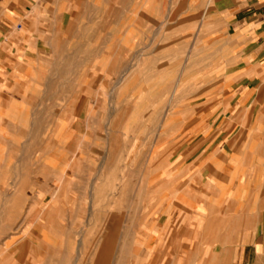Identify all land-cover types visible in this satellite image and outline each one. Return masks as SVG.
<instances>
[{
    "label": "crops",
    "instance_id": "crops-1",
    "mask_svg": "<svg viewBox=\"0 0 264 264\" xmlns=\"http://www.w3.org/2000/svg\"><path fill=\"white\" fill-rule=\"evenodd\" d=\"M0 264H264V0H0Z\"/></svg>",
    "mask_w": 264,
    "mask_h": 264
},
{
    "label": "rangeland",
    "instance_id": "rangeland-1",
    "mask_svg": "<svg viewBox=\"0 0 264 264\" xmlns=\"http://www.w3.org/2000/svg\"><path fill=\"white\" fill-rule=\"evenodd\" d=\"M249 146L256 147L254 143H253V144H250ZM88 253H89V256H91L92 252L90 251V252H88ZM69 263H70V262H69Z\"/></svg>",
    "mask_w": 264,
    "mask_h": 264
},
{
    "label": "bare ground",
    "instance_id": "bare-ground-1",
    "mask_svg": "<svg viewBox=\"0 0 264 264\" xmlns=\"http://www.w3.org/2000/svg\"><path fill=\"white\" fill-rule=\"evenodd\" d=\"M109 256V255H108Z\"/></svg>",
    "mask_w": 264,
    "mask_h": 264
}]
</instances>
